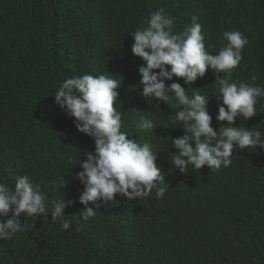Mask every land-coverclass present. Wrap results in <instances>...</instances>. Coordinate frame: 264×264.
<instances>
[{"label":"trees","instance_id":"1","mask_svg":"<svg viewBox=\"0 0 264 264\" xmlns=\"http://www.w3.org/2000/svg\"><path fill=\"white\" fill-rule=\"evenodd\" d=\"M161 8L175 18V32L198 17L212 55L226 43L224 31H240L249 43L233 82L264 88V0H0V182L14 188L17 177L28 175L50 201H73L65 208L73 222L67 231L50 212L36 219L22 214V226L29 227L0 240V264H264V149H234L227 168L182 174L169 155L177 151L171 138L185 134L174 117L183 106L174 97L167 104L140 95L144 62L131 51L130 33ZM84 74L121 82L115 105L121 131L156 145V163L170 187L163 198L153 191L132 201L116 194L115 201L97 202L99 208L90 202L97 213L87 222L79 217L83 185L75 176L94 140L53 96L64 79ZM215 79L209 69L191 85L177 77L165 83H180L190 97L208 95L219 133L227 122L215 119ZM256 109L257 116L237 118L233 126L264 132V97ZM141 116L154 120L155 131L136 129ZM62 178L67 184L60 191Z\"/></svg>","mask_w":264,"mask_h":264},{"label":"clouds","instance_id":"2","mask_svg":"<svg viewBox=\"0 0 264 264\" xmlns=\"http://www.w3.org/2000/svg\"><path fill=\"white\" fill-rule=\"evenodd\" d=\"M146 24L130 33L134 41L131 51L144 62L138 68L142 77L140 95L167 104L174 97L178 109L183 106L174 117L183 125L185 134L171 138V147L177 151L169 155L170 163L182 174L190 169L198 171L203 166H208L211 171L219 170L231 165L234 149H264V132L233 126L237 118L243 117L247 121L257 116L258 98L264 97V88L232 79L233 70L243 59L248 38L238 30L224 31L221 41L226 43L212 55L206 50L202 26L195 15L191 17L190 26L182 32L174 31L175 18L166 15L162 8L153 11L150 18H146ZM209 69L219 85L215 119L227 122L220 127L219 133L212 127L213 117L207 110L208 95L195 91L190 97L180 83L167 86L165 83L177 77L191 85ZM251 79L255 81L256 76ZM120 84L109 75L84 74L64 79L53 95L55 104L74 118L76 129L91 137L95 144L94 151L85 152V160L79 159L82 171L75 176L83 185L79 203L84 209L79 217L84 222L97 213L89 206L90 202L99 208L97 202L115 201L116 194L132 201L148 197L153 191L157 198H163L170 188L161 166L156 163L160 154L156 145L138 143L129 138L128 132L121 131L122 113L115 107L119 102L117 89ZM135 126L141 132L156 129L154 120L145 116L135 121ZM16 167H20L19 162ZM8 171L11 174L12 169ZM66 184L62 178L57 188L61 191ZM72 203L65 201L64 196L50 201L47 193L28 175L17 177L14 188L0 182V240L12 239L29 227L25 223L22 226V214L36 219L50 212L53 222L59 221L62 230H69L73 222L65 215V208Z\"/></svg>","mask_w":264,"mask_h":264}]
</instances>
